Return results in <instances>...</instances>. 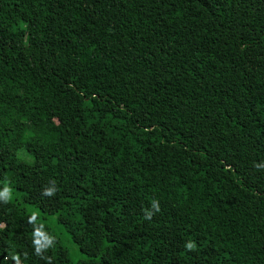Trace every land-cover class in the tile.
<instances>
[{
	"label": "trees",
	"instance_id": "trees-1",
	"mask_svg": "<svg viewBox=\"0 0 264 264\" xmlns=\"http://www.w3.org/2000/svg\"><path fill=\"white\" fill-rule=\"evenodd\" d=\"M27 205L76 264H264V0H0V264H72Z\"/></svg>",
	"mask_w": 264,
	"mask_h": 264
},
{
	"label": "rangeland",
	"instance_id": "rangeland-1",
	"mask_svg": "<svg viewBox=\"0 0 264 264\" xmlns=\"http://www.w3.org/2000/svg\"><path fill=\"white\" fill-rule=\"evenodd\" d=\"M26 207L29 212L38 214L44 220V222L47 223L48 227L51 228L57 235H59L63 245L67 247L69 251V257L72 264H76L86 257V255L82 253L73 242H71L63 227L57 223V216L45 215L33 205H27ZM17 263L21 264L19 261H17Z\"/></svg>",
	"mask_w": 264,
	"mask_h": 264
},
{
	"label": "clouds",
	"instance_id": "clouds-1",
	"mask_svg": "<svg viewBox=\"0 0 264 264\" xmlns=\"http://www.w3.org/2000/svg\"><path fill=\"white\" fill-rule=\"evenodd\" d=\"M261 165H257V167H260ZM7 192V189H5V193ZM151 207L156 209L157 211H159V205L158 202L156 200H153L151 202ZM151 214L148 213L147 211H145V219H150ZM186 248L188 249H192L194 247V244L192 242H188L186 245Z\"/></svg>",
	"mask_w": 264,
	"mask_h": 264
}]
</instances>
